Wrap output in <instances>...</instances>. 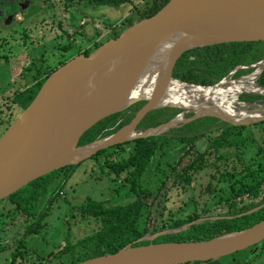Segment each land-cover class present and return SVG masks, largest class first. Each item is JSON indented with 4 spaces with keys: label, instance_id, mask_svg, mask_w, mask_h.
Wrapping results in <instances>:
<instances>
[{
    "label": "water",
    "instance_id": "obj_1",
    "mask_svg": "<svg viewBox=\"0 0 264 264\" xmlns=\"http://www.w3.org/2000/svg\"><path fill=\"white\" fill-rule=\"evenodd\" d=\"M249 40H264V0H167L155 12L125 25L88 53H74L44 77L28 103L1 132L0 199L30 180L61 166L75 164L98 149L138 136L159 134L160 131L150 129L175 125L176 122L172 120L185 111H190V114L183 117L184 121L200 116H214L229 124L263 120L264 103L239 99L238 95L247 90L236 93L237 100L245 104L242 110L246 111L245 116L238 119L215 112L196 113L171 103H157L164 83L168 79H176L171 76V69L182 51L218 42ZM161 49L164 51L165 70L156 78L149 95L125 101L136 75ZM261 61L260 73L264 67V57L247 66L256 68V64ZM239 66H234L225 76L211 84L176 80L211 86L226 78L237 79L254 70L231 77V73ZM256 85L264 89V86ZM137 100L143 102L127 122L112 132L77 144L81 133L98 119ZM161 106H173L180 110L164 122L135 129L148 110ZM127 132L132 134L127 135ZM88 145L90 147L77 152ZM255 208L257 206L243 212ZM215 217L219 216H209L212 219ZM204 218L200 216L177 227L144 234L137 240H151L159 234L180 230ZM263 238L264 216L250 225L209 238L149 241L134 245L127 243L116 251L71 264H176L205 261L254 245Z\"/></svg>",
    "mask_w": 264,
    "mask_h": 264
},
{
    "label": "trees",
    "instance_id": "obj_2",
    "mask_svg": "<svg viewBox=\"0 0 264 264\" xmlns=\"http://www.w3.org/2000/svg\"><path fill=\"white\" fill-rule=\"evenodd\" d=\"M62 1L64 4L83 3L92 6L100 4L117 6L121 3H130V10H133V14L124 18L125 26L137 19L149 16L167 0H143L142 6H138L133 0ZM116 33L117 31L113 35ZM100 42V40H94V45L83 50L82 53H88ZM62 47L67 46L63 45ZM262 57H264V40L227 41L195 46L180 53L173 63L171 76L185 82L211 84L225 76L234 66L253 63ZM62 62L64 60H61L59 64ZM250 68L247 66L236 69L234 74L247 72ZM41 80L13 92L9 102H5V109H9L13 104L23 108L34 95ZM255 83L264 86V67L255 78ZM258 96L244 92L238 95L242 100ZM142 101L137 100L119 111L98 119L81 133L77 144H83L114 131L131 118L134 110L140 106ZM179 110L173 106L150 109L141 117L135 129L140 130L164 122ZM9 118L10 115H7L5 121H8ZM213 121H216L215 127L209 128ZM169 130H174L175 133L138 136L96 150V152H103L101 159H96V161L100 170L112 175L111 179L114 180L112 190L118 193L120 189L126 188L129 196L119 201L92 199V197L86 196L83 214L97 219L98 227L80 240L65 242L57 251H54L49 257L53 258V264H71L88 257L116 251L127 243L134 245L149 241L209 238L228 230L250 225L264 216V206L240 213L257 204V201L236 206L239 201H242L238 198L242 192H247L252 197L261 194L258 201L264 200V161H262L264 159V119L247 124H229L214 116H200L171 127ZM209 132L210 134H207ZM205 134L207 136L204 141L197 145L198 138ZM252 148H254L253 151ZM173 149L177 150L176 155L171 159H165L163 164H160L159 158ZM155 154L157 157L152 166L151 182H145L142 178L143 173ZM78 163L67 164L42 174L6 197L14 206L30 213L38 196L49 188L56 191L61 189L71 168ZM208 167L217 173L216 176L213 174L215 181L212 186H209V182L205 185V189L209 193L215 189L218 180L233 179V181L239 182L229 197L225 199L227 210L220 214L222 216L212 219L209 218L210 215H201L194 209L186 216H173L171 213H165L163 201L168 196L167 190L176 185L183 188L185 184L191 182L194 173ZM58 170L63 174L59 181L54 182V175ZM167 179L169 184L166 185ZM146 197L149 199L147 202L144 201ZM50 201L51 199L46 202L44 208H49ZM156 213L162 220L159 225L154 220ZM200 216L205 218L190 223L180 230L159 234L151 240H137L144 234L177 227ZM36 221L35 225L27 226L26 233L39 232L42 223L40 219H36ZM263 244L264 238L256 244L246 247L249 254L238 264H244L245 261L248 262L250 258L256 256ZM235 252L227 255L233 256ZM200 262L195 260L176 264Z\"/></svg>",
    "mask_w": 264,
    "mask_h": 264
},
{
    "label": "rangeland",
    "instance_id": "obj_3",
    "mask_svg": "<svg viewBox=\"0 0 264 264\" xmlns=\"http://www.w3.org/2000/svg\"><path fill=\"white\" fill-rule=\"evenodd\" d=\"M133 2L142 6L143 0H133ZM37 5L39 12L34 13L27 23H18L16 19H13L12 23L0 28V134L22 108L13 104L9 109H5L4 104L1 105L2 99L8 103L13 92L31 85L34 76L41 74L44 70L43 62L54 66L57 59L65 58L66 60L73 55L72 52L81 50L83 47H92L94 40L102 41L112 36L114 34L112 32H118L123 28L124 18L133 14L130 3H121L117 6L103 4L92 6L83 3L64 4L62 0H39ZM63 45L68 47L67 50H64L66 47H61ZM38 53L42 55L43 62ZM4 60L12 64L13 67L10 70L6 68ZM16 73L17 79L10 80L8 75L13 76ZM3 92H6L5 98H3ZM187 113L190 111H185L183 116H188ZM7 115H10V118L5 121ZM183 122L185 121L182 120L176 124ZM176 124L165 128L159 134L175 133L169 128L177 126ZM207 134L198 138L197 145L204 141ZM102 153L95 151L71 168L61 188L66 200L53 203L50 213L45 217L48 221L47 225L37 234L39 241L37 252L40 254L52 247L54 249V246L62 240L72 242L80 240L98 227L97 219L83 214L86 196L106 201L124 200L129 196L126 188L120 189L118 193L112 190L114 185L112 175L100 170L96 161L101 159ZM176 153L175 149L167 151L159 158L160 164H163L167 158L171 159ZM156 155L148 162L147 169L143 173L142 178L145 182H151L152 166ZM56 174L55 177L60 178L63 172L58 170ZM213 174L216 176L217 173L211 167L203 168L194 173L191 182L185 184L183 188L180 185L170 187L167 190L168 196L163 201V211L173 216H186L193 209L204 216L221 214L227 204L225 199L239 182L233 179L218 180L215 189L209 193L205 185L209 182V186H212L215 181ZM167 184H169L168 179ZM240 199H248V197ZM144 201H149L148 197ZM154 220L157 225L162 222L158 213L155 214ZM40 237L42 238L39 240ZM247 254H249L248 249L243 248L237 250L233 256L226 254L196 264H238ZM32 258H35V252ZM245 262L244 264H264V244L256 256Z\"/></svg>",
    "mask_w": 264,
    "mask_h": 264
},
{
    "label": "flooded vegetation",
    "instance_id": "obj_4",
    "mask_svg": "<svg viewBox=\"0 0 264 264\" xmlns=\"http://www.w3.org/2000/svg\"><path fill=\"white\" fill-rule=\"evenodd\" d=\"M38 2L39 0H0V28H4L9 23H12L13 19H16L18 23L20 22L22 24L25 22L27 23V21L32 17V15H34V13L39 12L38 11L39 6L37 5ZM67 48L68 47H66L64 50H67ZM88 48L90 47H83L81 50H78V52H82L83 50L88 49ZM74 52H77V51H74ZM37 55L40 56V60L41 62H43L44 60L41 58L42 55L40 53H38ZM64 59L65 58L57 59L56 64L54 66L47 65L43 62L44 70L42 71L41 74L39 75L36 74L34 76L32 83L37 82L39 79L43 80L44 77L53 68L59 65V62L61 60H64ZM239 65H243V66H239ZM239 65H237L239 67H237L236 69L247 67V64H239ZM250 67H251L250 70L255 69V66H250ZM235 70L231 73L230 75L231 77L240 75V74H234ZM15 75L16 76L14 79H17V73ZM258 75L259 73L257 74V76ZM243 92L259 95L256 98L245 99L243 101H254V102L264 103V94L262 93L260 94V93L250 91V90L243 91ZM216 121H213L209 125V128L215 127ZM54 176H57V174H55ZM60 178L54 177L53 181L57 182L60 180ZM65 180L66 179H64V182ZM245 196H247L248 199H243L242 201H239V204L236 206L246 204V202H250V201H254V202L257 201L258 203L251 206L248 209H251L252 207H256V206L257 208L264 206V203H263L264 200L258 201L261 197V194H258L257 196L252 197L247 192H242L240 195H238V198H242ZM49 199H51L49 208H46V207L44 208L46 202ZM64 199H65V195L62 189H59L58 191L52 190L51 188L46 189L43 191V193H41L38 196V198L36 199L35 205L33 209L30 211V213L24 212L20 208L14 206L12 202L6 196L0 199V264H53V258H49L50 256H52L53 252L57 251V249H59L65 242H72V241L62 240L59 242V244L54 246L55 247L54 249L52 247L48 251L45 250L46 251L45 253L40 254L39 252H37L39 248L38 246L39 241L37 238V234L39 232L26 233L25 230L27 229L28 225H35L37 223L36 219H40L42 223V227L40 228L39 231H41L42 228L45 227V225H47L48 223L45 217L48 216V214L50 213L51 211L50 207L53 206L54 202H57L58 200H64ZM226 210H227V204L225 205L224 210L221 211V214L222 212ZM214 216H222V215L216 214ZM41 238L42 237H40L39 240ZM34 252H35V258H32V254Z\"/></svg>",
    "mask_w": 264,
    "mask_h": 264
},
{
    "label": "bare ground",
    "instance_id": "obj_5",
    "mask_svg": "<svg viewBox=\"0 0 264 264\" xmlns=\"http://www.w3.org/2000/svg\"><path fill=\"white\" fill-rule=\"evenodd\" d=\"M164 51L159 50L147 61L143 69L136 75L131 88L129 89L125 101L134 97H146L156 78L163 74L165 70ZM263 62H258L257 67L247 75L237 79H224L211 86H199L179 82L176 79H168L162 87V91L157 99V103H171L183 109H192L196 113L215 112L223 116H231L232 119H238L245 116L246 111L242 110L245 106L236 98V93L240 90H250L264 93V89L259 88L255 83V76ZM183 114H178L172 122H178L183 119ZM230 117V118H231ZM165 126H159L153 131H163ZM132 132H127V135ZM90 147L85 146L84 150Z\"/></svg>",
    "mask_w": 264,
    "mask_h": 264
},
{
    "label": "crops",
    "instance_id": "obj_6",
    "mask_svg": "<svg viewBox=\"0 0 264 264\" xmlns=\"http://www.w3.org/2000/svg\"><path fill=\"white\" fill-rule=\"evenodd\" d=\"M6 61V62H5ZM4 63H6L5 65H6V68L7 69H11L13 66H12V64H9L8 63V61L7 60H4ZM14 65V64H13ZM8 66V67H7ZM10 74H11V72H10ZM10 74L8 75V77L10 78V80H12L13 79V81H15L16 79H14L15 78V74L13 75V76H10ZM6 91V90H5ZM6 97V92H3V98H5ZM11 97V96H10ZM3 100V99H2Z\"/></svg>",
    "mask_w": 264,
    "mask_h": 264
},
{
    "label": "built area",
    "instance_id": "obj_7",
    "mask_svg": "<svg viewBox=\"0 0 264 264\" xmlns=\"http://www.w3.org/2000/svg\"><path fill=\"white\" fill-rule=\"evenodd\" d=\"M2 104H4V106H5V102H4L3 100H2V102H1V105H2ZM4 108H5V107H4Z\"/></svg>",
    "mask_w": 264,
    "mask_h": 264
}]
</instances>
